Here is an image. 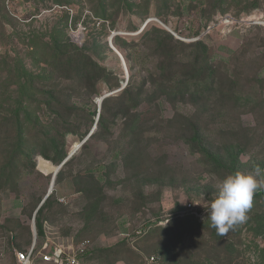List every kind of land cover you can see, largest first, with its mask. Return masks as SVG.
Here are the masks:
<instances>
[{"label": "rangeland", "instance_id": "374dc122", "mask_svg": "<svg viewBox=\"0 0 264 264\" xmlns=\"http://www.w3.org/2000/svg\"><path fill=\"white\" fill-rule=\"evenodd\" d=\"M150 18L157 21L143 37ZM159 21L182 42L204 41L215 89L163 92L196 50L173 43L174 58L161 57ZM76 57L87 69L66 64ZM18 61L30 73L20 119L35 162L19 160L0 177V264H18L16 253L45 231L88 240L83 264H148L151 256L159 264H264V196L254 195L247 220L223 235L205 210L228 174L259 167L264 180V0H0V140L15 134ZM129 83L137 105L108 113L80 145L79 133L100 118L99 99ZM39 130L67 155L77 149L43 207L42 232L35 211L57 164L41 152ZM6 153L0 148V167Z\"/></svg>", "mask_w": 264, "mask_h": 264}, {"label": "trees", "instance_id": "16d2710c", "mask_svg": "<svg viewBox=\"0 0 264 264\" xmlns=\"http://www.w3.org/2000/svg\"><path fill=\"white\" fill-rule=\"evenodd\" d=\"M144 32L145 33L143 34V37L148 33V30H146L145 28ZM160 32L163 34V37H164L157 45V47L159 48L161 52V57H165L166 59H170V60L174 58L172 57L174 54V51H172L171 49L172 47L171 45L173 43H175L177 47L187 46V47H192L193 49L196 50L194 59H192V61L188 63L189 69L185 71V73L183 74V76H181V78L177 79L176 81H173L170 85H166L162 89L163 92L173 93L174 91H176L178 93L179 91V93H184V92L193 93L194 92L196 94H204L206 92H211L213 89H215L217 81H216L214 70L211 69V66L206 61L205 58L201 61L202 54L205 53L208 49L204 41L199 39L198 41L194 43L187 44L175 38L174 35L167 32L166 30L162 29ZM62 59H66V58H62ZM83 60H84L83 57H76L75 62L77 64H75L73 59H68V63L66 61V64L70 65L72 68H75V69H76V66L78 68L80 67L79 68L80 70L82 68L87 69V61L83 62ZM19 63L20 64H17V69H18V78L20 80V87L18 90L20 91V95L17 101H15L14 103L15 110H14V119H13L15 134L13 136L7 135L5 138L0 140V148L5 149L7 151L4 157L5 161L0 167V177H3L4 175H6L8 169H10L11 176H12L16 165H18V163L20 162L19 160H27V161L32 160L33 162H35L33 160L34 149L30 148L28 145L29 139L27 138V136H25V133L23 130L24 123L22 119H20V112L23 111L25 107H27L26 98L30 90V88L28 87V85H30L29 84L30 81L28 80L27 76L30 73H28V71L22 65L21 61ZM81 63H83V65H81ZM99 70L105 74V77L102 76L103 78H106V76L107 77L110 76V72H108L105 68L100 67ZM193 71H195L196 73H199L198 76L194 75ZM110 87L112 88V86ZM136 88L137 87H134L133 83L131 84L129 83V85H127L118 94L111 96V97H107L103 100L102 113L99 118L100 126L105 125V122L108 120L106 118V115L108 113L111 114L113 112H117L115 110L116 108H119L122 110L128 101L130 100L135 101L134 104L136 103L135 106L137 105L138 94L134 93V89ZM112 100L116 102L114 106L112 104H109V102ZM249 100H253V98L249 97ZM51 104H52L51 102H48V105H51ZM134 128H136V126H134ZM86 132L87 131L79 133V138L81 140L84 139V137L86 136ZM38 133L41 135V136L39 135L40 143L38 145L42 147L41 152L43 153V155L47 157L48 159H51L57 165L60 164L62 160L67 156V154L59 150L58 144L56 143L55 138L49 137L47 135L48 134L47 132L43 130H39ZM94 134H92L91 136H93ZM203 137L204 135H202L201 132H199V130L196 128L194 131L195 142L203 143ZM8 141L10 142V144ZM85 143H87V141L84 142L83 145H85ZM7 146L8 148L9 146H11V149H7ZM52 147H55L54 156H50L47 153L48 148H52ZM70 160L66 164H68ZM34 164L35 163H33V165ZM254 195L258 197L264 196V191L257 190ZM47 204H48V199H46L44 204L40 207V209L37 212L38 215H37L36 220L37 222H39V227L41 229V232H42V223L40 222V216H41L43 207Z\"/></svg>", "mask_w": 264, "mask_h": 264}, {"label": "clouds", "instance_id": "9594fccd", "mask_svg": "<svg viewBox=\"0 0 264 264\" xmlns=\"http://www.w3.org/2000/svg\"><path fill=\"white\" fill-rule=\"evenodd\" d=\"M260 174L259 167L248 172L237 170L219 183L214 200L208 208L204 207L206 220L218 234H226L235 225L247 220L255 192L264 187V180L258 179Z\"/></svg>", "mask_w": 264, "mask_h": 264}, {"label": "built area", "instance_id": "2783aa9c", "mask_svg": "<svg viewBox=\"0 0 264 264\" xmlns=\"http://www.w3.org/2000/svg\"><path fill=\"white\" fill-rule=\"evenodd\" d=\"M60 201L65 202V198ZM187 208L197 217H202L194 208L193 203H188ZM163 223V222H160ZM35 223H33V226ZM37 236L24 251L16 253L18 264H83L85 255L89 251L90 242L88 240L80 243H71L70 241L57 240L53 234L45 231L44 240L37 242ZM148 264H159L156 256L148 259Z\"/></svg>", "mask_w": 264, "mask_h": 264}, {"label": "water", "instance_id": "95a60500", "mask_svg": "<svg viewBox=\"0 0 264 264\" xmlns=\"http://www.w3.org/2000/svg\"><path fill=\"white\" fill-rule=\"evenodd\" d=\"M152 21H157V19H149V20H147L146 21V23L144 24V26H143V28L141 29V31L142 30H144V28L146 27V25L149 23V22H152ZM160 22V21H159ZM161 23V25L166 29V30H168L169 32H171L173 35H174V33L165 25V24H163L162 22H160ZM141 31H139V32H141ZM119 34V33H118ZM115 35H117V34H113L112 35V37L110 38V43H111V45H112V43H113V37L115 36ZM115 51H117V53H119V55L121 56V57H123L121 54H120V52H118V50H116L115 49ZM120 91V90H119ZM119 91H116V92H113V93H106V94H104L100 99H99V103H100V106L102 105V102H103V100L105 99V98H107L108 96H111V95H113V94H115V93H117V92H119ZM98 121H99V116H98V118H97V120H96V122H95V125H94V128L92 129V131L82 140V142H81V144L80 145H83L84 144V142H86L88 139H89V137L93 134V132L95 131V129L97 128V125H98ZM76 151H77V149H75L74 151H71L63 160H62V162L60 163V164H58L57 165V168H56V170L54 171V173L52 174V181H51V185H50V188H49V191L47 192V194L45 195V197L42 199V201H41V203L39 204V206L37 207V209H36V211H35V214L38 212V210L40 209V207L43 205V203L46 201V199L49 197V195L51 194V192H52V190H53V186H54V184H55V181H56V177H57V175H58V172H59V170L72 158V156L76 153Z\"/></svg>", "mask_w": 264, "mask_h": 264}, {"label": "bare ground", "instance_id": "6f19581e", "mask_svg": "<svg viewBox=\"0 0 264 264\" xmlns=\"http://www.w3.org/2000/svg\"><path fill=\"white\" fill-rule=\"evenodd\" d=\"M151 19H152V18H151ZM114 48H115L116 50H118L115 46H114ZM118 52H120V51L118 50ZM120 53H121V52H120ZM123 60H124V59H123ZM56 168H57V167H56ZM56 168H55V170H56ZM55 170H54V171H55Z\"/></svg>", "mask_w": 264, "mask_h": 264}]
</instances>
